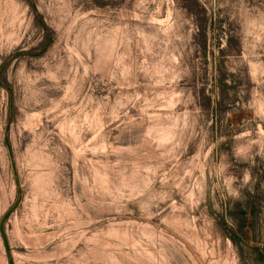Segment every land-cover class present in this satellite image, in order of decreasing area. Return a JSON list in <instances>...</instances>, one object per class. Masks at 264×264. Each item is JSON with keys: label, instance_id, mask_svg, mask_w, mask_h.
Listing matches in <instances>:
<instances>
[{"label": "rangeland", "instance_id": "374dc122", "mask_svg": "<svg viewBox=\"0 0 264 264\" xmlns=\"http://www.w3.org/2000/svg\"><path fill=\"white\" fill-rule=\"evenodd\" d=\"M0 264H264V0H0Z\"/></svg>", "mask_w": 264, "mask_h": 264}]
</instances>
